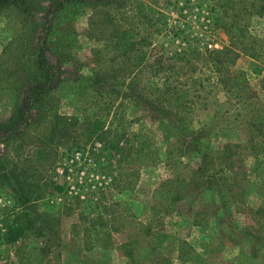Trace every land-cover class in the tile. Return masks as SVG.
<instances>
[{
	"label": "rangeland",
	"instance_id": "1",
	"mask_svg": "<svg viewBox=\"0 0 264 264\" xmlns=\"http://www.w3.org/2000/svg\"><path fill=\"white\" fill-rule=\"evenodd\" d=\"M56 1L0 7V124L29 103L42 45L56 73L0 131V264H185L205 243L204 264H264V0H70L60 17Z\"/></svg>",
	"mask_w": 264,
	"mask_h": 264
},
{
	"label": "trees",
	"instance_id": "2",
	"mask_svg": "<svg viewBox=\"0 0 264 264\" xmlns=\"http://www.w3.org/2000/svg\"><path fill=\"white\" fill-rule=\"evenodd\" d=\"M13 1L16 2L17 0H0V7L8 5ZM68 1L70 0H57L56 1L55 6H54V9H55L54 13L55 14L57 13V16L60 17L63 15L64 4ZM47 34L42 39L46 40ZM117 45L124 51L132 50L134 48V43L132 41V34L128 32L124 33L122 38L118 40ZM262 53L264 54V49L262 50ZM37 66L40 71L41 79L39 80V82H37L32 87V89H30L31 93L29 96V103L27 105H24L22 108L20 107L19 110H17V112L13 114L11 118H9V123H4V125L0 124V131L4 130L5 132H9L13 130V128L17 127L16 125L19 121L21 120L26 121L27 112L31 111L33 107H35L37 104L42 102L43 96H45L53 88V85L56 84V81H55L56 73L53 70V68L55 67L49 62L47 58L46 46L42 45L38 53ZM262 71H264L263 67H258V69L257 67H255L256 73L260 74ZM102 126H103V123H95V128L102 127ZM198 141H199L198 138L193 139V144L195 145V149L193 148V145L189 149H194L199 154V156H201L202 165L199 168L201 169L202 172L206 173V171H208V165H209V161H208L209 154H208V151L205 150V147H204L205 144H203L202 140H200L199 142ZM183 148L186 149L187 151L186 145L183 146ZM183 153H186V152L183 151ZM5 166H8L7 162L5 163ZM183 182L184 181H180L176 185L175 200H180L181 198H183V194H182L183 189H181V186L184 184ZM204 183L208 184V186H206L204 189L213 190L214 192H217V191L220 192V194L222 195L221 198H223V203L220 205V211H228L229 206H228V202H226V198H225L226 195L223 193L221 189L220 190L217 189L216 182L214 181L213 183V180H212V181H205ZM188 184L189 183L187 182V185ZM210 203H213V201L211 200L209 204ZM212 206L214 205L211 204L210 207ZM203 212H204V209H203ZM228 214L229 213H227L225 216L219 217V219H218V216H219L218 213L214 214V217H215L214 219H216V224L221 226V228L220 227L218 228H220L221 231L225 232L224 233L225 236L229 237V239L234 243H237L238 241L237 237H239L238 235H241V238H244L246 242L250 243L249 240L251 237H253L252 232L245 230V229H240L239 226L235 224L234 220L228 217ZM23 215H27L30 218L26 220H23V219L20 220L23 222H20V221L16 222V224L10 229V231L7 234L6 239L8 242H13L21 238L25 234L26 230H28V228L30 227L31 221L32 222L34 221L33 218L29 214L26 213ZM199 216L200 215L195 216L193 223L202 226L203 222L201 221ZM73 228L75 230L73 232V236H74V240H76L75 236H79V233L77 232V225H74ZM39 229H41V227H39ZM79 241L80 240H76L75 242L79 243ZM244 246H248V245H243V247ZM249 246H251L252 248L251 251L253 252V249H254L253 245L251 244ZM210 247L211 246L209 243H205V245H203L201 249H197L194 246L189 245L191 252L181 253L180 259H182L185 264L186 262L190 264H204L206 259L210 260L211 257H215V255L217 256V254H219L218 252L219 250L217 248L215 249L213 247L211 248ZM123 248H124L125 254L128 257L133 258L134 254H133V250L130 249V243H125L123 245Z\"/></svg>",
	"mask_w": 264,
	"mask_h": 264
},
{
	"label": "built area",
	"instance_id": "3",
	"mask_svg": "<svg viewBox=\"0 0 264 264\" xmlns=\"http://www.w3.org/2000/svg\"><path fill=\"white\" fill-rule=\"evenodd\" d=\"M210 47H212V44H210Z\"/></svg>",
	"mask_w": 264,
	"mask_h": 264
}]
</instances>
